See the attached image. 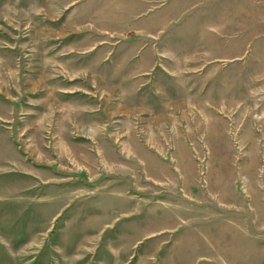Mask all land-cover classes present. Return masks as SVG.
Segmentation results:
<instances>
[{"label": "rangeland", "instance_id": "1", "mask_svg": "<svg viewBox=\"0 0 264 264\" xmlns=\"http://www.w3.org/2000/svg\"><path fill=\"white\" fill-rule=\"evenodd\" d=\"M0 264H264V0H0Z\"/></svg>", "mask_w": 264, "mask_h": 264}, {"label": "bare ground", "instance_id": "2", "mask_svg": "<svg viewBox=\"0 0 264 264\" xmlns=\"http://www.w3.org/2000/svg\"><path fill=\"white\" fill-rule=\"evenodd\" d=\"M197 111V110H196Z\"/></svg>", "mask_w": 264, "mask_h": 264}]
</instances>
